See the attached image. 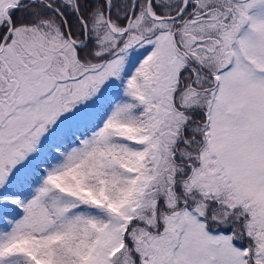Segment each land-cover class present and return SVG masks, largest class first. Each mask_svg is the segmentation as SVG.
I'll return each instance as SVG.
<instances>
[{
  "label": "snow or ice",
  "instance_id": "snow-or-ice-1",
  "mask_svg": "<svg viewBox=\"0 0 264 264\" xmlns=\"http://www.w3.org/2000/svg\"><path fill=\"white\" fill-rule=\"evenodd\" d=\"M0 264H264V0H0Z\"/></svg>",
  "mask_w": 264,
  "mask_h": 264
}]
</instances>
